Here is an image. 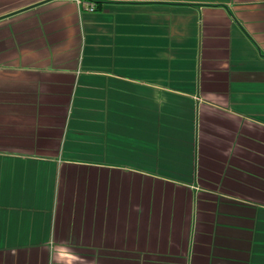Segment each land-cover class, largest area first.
Segmentation results:
<instances>
[{
	"label": "crops",
	"instance_id": "crops-1",
	"mask_svg": "<svg viewBox=\"0 0 264 264\" xmlns=\"http://www.w3.org/2000/svg\"><path fill=\"white\" fill-rule=\"evenodd\" d=\"M0 264H264V0H0Z\"/></svg>",
	"mask_w": 264,
	"mask_h": 264
},
{
	"label": "built area",
	"instance_id": "built-area-1",
	"mask_svg": "<svg viewBox=\"0 0 264 264\" xmlns=\"http://www.w3.org/2000/svg\"><path fill=\"white\" fill-rule=\"evenodd\" d=\"M79 3H82V1H79ZM95 8H96L95 4H89V5H88V10H89V11H94Z\"/></svg>",
	"mask_w": 264,
	"mask_h": 264
}]
</instances>
